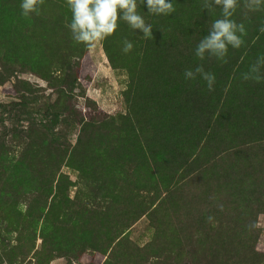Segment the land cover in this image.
<instances>
[{
    "label": "rangeland",
    "instance_id": "374dc122",
    "mask_svg": "<svg viewBox=\"0 0 264 264\" xmlns=\"http://www.w3.org/2000/svg\"><path fill=\"white\" fill-rule=\"evenodd\" d=\"M9 2L0 11V134L7 139L9 157L23 152L31 120L58 101L57 86L67 75L77 78L69 102L73 112L71 123L60 130L67 145L78 147L75 159L54 149L50 154L60 159H27L29 171L49 184L48 197L41 208L31 189L20 204L0 200V264H144L155 250L159 264H185L189 258L177 253L183 243L191 244V257L200 262L205 236L190 231L208 225L200 211L250 209L253 192L264 190V168L253 159V147L264 150L259 147L264 134L253 142V126L252 131L239 128L242 112L253 125V99L244 96H253V79L243 77L253 65V52L264 49V8L249 11L240 0L233 19L245 26L244 44L230 48L223 60H201L195 55L199 37L221 16L219 8L209 13L205 0H173L170 16L149 14L137 0L145 22L157 24L151 25L153 37L120 21L117 32L91 50L72 38L67 0H44L40 14L29 16L23 15L21 0ZM152 38L156 41L148 42ZM125 41L133 43L128 53ZM197 66L215 75L212 91L199 77L184 78L185 70ZM62 90L67 100L69 89ZM24 97L39 100L29 107L32 115L9 116L5 106ZM212 105L224 112L219 123L208 119ZM93 119L108 123L76 125ZM15 129L24 133L12 134ZM8 166L0 167V195L16 178ZM231 192L250 203H227ZM100 195L109 203L98 202ZM104 211L115 215L109 225L119 221L127 227L120 238L128 243L117 247L119 238L114 241L105 228L110 226H98L94 216ZM255 220L257 248L264 252V212ZM250 224L253 216L244 223ZM160 229L166 233L158 234ZM161 241L171 244L163 255L156 248ZM151 243L156 247L149 254L143 248Z\"/></svg>",
    "mask_w": 264,
    "mask_h": 264
},
{
    "label": "trees",
    "instance_id": "16d2710c",
    "mask_svg": "<svg viewBox=\"0 0 264 264\" xmlns=\"http://www.w3.org/2000/svg\"><path fill=\"white\" fill-rule=\"evenodd\" d=\"M9 0H0V11H5V6L8 5ZM148 11V9H147ZM150 14V13H149ZM154 27L157 28V24L152 23ZM202 38L199 37V40L197 42H200ZM156 41L155 38L149 39L148 42ZM152 42V43H154ZM106 50L109 51L110 47L108 44H105ZM150 46L157 47L156 45L151 44ZM264 49L255 50L253 52V64L256 62L257 58L260 56H264ZM62 79V78H61ZM59 80V79H58ZM77 78L69 79V76L67 75L65 79L62 81L60 80V84H58L57 88L60 91L58 93V101L54 103H48L44 110L39 111L40 113V119L37 117L34 120H31V128H29L26 132V136L29 138V143L26 144L23 152L19 154V152H13L12 157H9V152L5 148L7 139L5 136L1 137L0 134V167L8 166V169L13 172V177L16 176L15 181L11 183L8 188L5 187V189H9L7 192H2L0 195V200L7 198H12V201L14 204H20L19 199L24 197L25 193L31 190H36L35 200L37 204L40 206H43L45 204V199L48 197V190H49V184L46 180L41 181V178L37 177L38 175H34L32 172L29 171L31 169L28 166L27 159H60L61 155H51L49 150H56L57 152L65 151V156L69 155V159H75L76 158V151L77 147L75 146L72 148V146L67 145V141H63V132L60 130L61 125H69L71 123L70 115L72 114L73 110L69 107V102L71 101V95L73 93V84L76 82ZM200 84V83H199ZM199 86V85H198ZM62 87L68 88L69 96H67V100H64V96L62 94L63 90ZM200 87V86H199ZM62 91V92H61ZM244 96L247 98L253 99V125L250 124V120L252 118L249 117V120L246 118L247 114L246 112H242L240 115L241 123H239L240 130H248L250 126V130L252 131L253 126V142H257V140L260 136L264 134V79L262 80H254L253 79V96H251L249 93H244ZM213 98V97H212ZM188 99L192 100L191 96H188ZM229 102V101H228ZM39 103V100L37 98L28 99L23 98L19 99V102L16 104H11L9 110V116H15L17 114H23L31 116L32 113L29 111L30 105L36 106ZM226 104V103H225ZM225 104L223 105L225 108ZM219 105V103H218ZM192 107L197 108L198 111H201L202 107L200 105H192ZM217 109L218 112H217ZM252 108L247 107V110H250ZM251 112V111H249ZM209 114L211 115L208 117L209 121L214 117L217 123L222 120L224 112L221 110V107L218 106L216 109H214V106L212 105V110L209 109ZM213 114L215 116H213ZM221 114V115H220ZM36 121H38L36 123ZM94 124H106L108 123L105 120L102 121H96L89 120H79L76 121V125H82V129L84 127H89L90 123ZM249 122V124H247ZM35 125V126H33ZM209 125V123H208ZM33 126V128H32ZM214 127V124L212 125ZM218 126V124H217ZM220 126V125H219ZM40 128V131H34L36 129ZM212 128V127H211ZM210 128V129H211ZM12 130L14 128H11ZM42 129V130H41ZM31 131V133H30ZM39 132V134H37ZM22 134L24 132L19 131L15 129L12 131V134ZM29 133V134H27ZM220 134L219 132H215L213 136H217ZM231 135L227 136V139H231ZM45 138L50 139V143H45ZM232 140V139H231ZM257 146V145H255ZM264 146L261 145L259 147ZM258 147V146H257ZM257 147H253V159L257 161V163L264 168V150L258 151ZM51 148V149H50ZM255 148V149H254ZM6 151L4 156H1L2 151ZM229 149L232 150L230 147ZM84 156V154H82ZM85 157V156H84ZM11 159V160H8ZM42 169V168H40ZM32 170V169H31ZM264 177V176H263ZM262 183H264V179H262ZM23 188H28L27 190H23ZM228 195L227 203H237L239 201H243L244 203H250L247 198L245 199L244 195L237 194L235 192H231ZM98 202L100 203H109V199H106L102 197V195L98 196ZM76 200V199H75ZM68 203H70L71 208H75V205L77 203L70 199L68 197L67 200ZM264 190L260 189L255 192H253V208L248 209V207H245V209H238V208H231V209H223L219 211H208V213H205L204 211H200V217L204 219V222L208 224L206 228L203 231L198 229L197 227L193 226V228H190V231L192 234L196 232H200L205 236L204 244H205V252L201 255L200 262L196 260V258L191 257V244L183 243L185 247H178V256L184 257L187 256L188 262L185 264H264V252L259 251L257 248L258 246V237H257V228H256V218L260 213L264 212ZM53 206V204H51ZM250 210V211H248ZM115 216L114 214H111L110 212H103L96 214L94 219L96 220L99 218L100 223L98 226H110L105 227L108 231L110 230V233L106 231V233L113 235L114 241L119 238V242L117 247H121L123 243H128L122 235L125 234L123 230H125L127 227L123 226V224L116 222L115 225H109L111 221H109V218L111 216ZM121 217V215H119ZM117 215V217H119ZM250 216H253V224L246 226L244 225L247 218ZM197 218V217H196ZM217 222L215 224L214 222ZM108 224V225H105ZM129 226V225H128ZM172 233H174L175 228H170ZM202 231V232H201ZM253 232V237H251V234ZM166 233L164 229L158 230V234ZM229 233V237L226 236V240L223 239V236ZM113 241V242H114ZM111 243V245L113 244ZM162 243V244H161ZM160 244H158L156 247L154 243H151L147 245L145 248V252L151 253L153 250L152 247H156L160 249L161 255H163L165 251L169 252L170 245H166V242L161 241ZM190 248V249H188ZM150 249V250H149ZM98 250V248H97ZM155 250V249H154ZM158 251L155 250L153 255H146L145 256V263L144 264H159V256H155ZM152 256V257H151ZM155 260V262H154Z\"/></svg>",
    "mask_w": 264,
    "mask_h": 264
},
{
    "label": "clouds",
    "instance_id": "9594fccd",
    "mask_svg": "<svg viewBox=\"0 0 264 264\" xmlns=\"http://www.w3.org/2000/svg\"><path fill=\"white\" fill-rule=\"evenodd\" d=\"M148 12L157 16H170L175 12L173 0H143ZM44 0H21V9L24 16L39 15ZM71 11V22L68 25L72 38L82 43L89 50L94 49L97 43L113 36L119 22H126L134 31L140 30L145 38L153 37L151 24L138 12L137 0H67ZM240 0H205V8L211 13L219 8L220 18L214 19L206 36L200 40L195 49V55L201 60L214 57L223 60L229 49H239L244 44L242 37L246 33L243 23L233 19L240 7ZM249 11H259L264 8V0H245L243 5ZM264 31V28L261 29ZM133 43L124 42L123 51L130 52ZM186 80L201 78L207 83L209 91L213 90L216 77L206 71L202 66L194 70L188 69L183 73ZM245 80L264 79V56L257 58L256 62L244 74Z\"/></svg>",
    "mask_w": 264,
    "mask_h": 264
}]
</instances>
